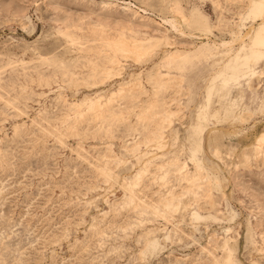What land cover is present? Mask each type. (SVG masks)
Listing matches in <instances>:
<instances>
[{"label":"rangeland","instance_id":"374dc122","mask_svg":"<svg viewBox=\"0 0 264 264\" xmlns=\"http://www.w3.org/2000/svg\"><path fill=\"white\" fill-rule=\"evenodd\" d=\"M258 1L0 0V264H264Z\"/></svg>","mask_w":264,"mask_h":264},{"label":"bare ground","instance_id":"6f19581e","mask_svg":"<svg viewBox=\"0 0 264 264\" xmlns=\"http://www.w3.org/2000/svg\"><path fill=\"white\" fill-rule=\"evenodd\" d=\"M254 6H255V8H257V12H255V15H257V16H259L261 13H262V10L264 11V0H259L257 3H255L254 4ZM264 18V17H263ZM170 25L172 24V23H169ZM173 26V25H172ZM174 27V26H173ZM262 26H261V24H259L258 25V28H257V31L254 33V36H253V38H252V40H251V45H250V49L251 48H254V47H256V46H259V47H264V31H262ZM121 42V41H120ZM122 43V42H121ZM124 43V42H123ZM228 43V42H227ZM223 45H225V43H222L221 44V46H223ZM128 48V47H127ZM243 49V48H242ZM250 57H251V60H253V61H255V60H260V59H263L264 58V51H259V52H252L251 53V55H250ZM135 84V83H134ZM136 87V86H135ZM101 100V99H100ZM111 100V99H110ZM96 102V101H95ZM108 104V103H107ZM94 106H95V104H94ZM149 106H151V105H149ZM222 109V108H221ZM218 110V109H217ZM219 111V110H218ZM142 115V114H141ZM258 140H259V144H260V146L262 145V144H264V134H260L259 136H258ZM147 169V168H146ZM141 174V173H140ZM139 174V175H140ZM142 175H143V173H142ZM163 177H165V176H163ZM163 177L161 178L162 180H164L163 179ZM184 180L186 181V183L187 184H189V185H192L193 183H194V181L196 180V178L195 177H189V178H184ZM195 188V187H194ZM133 193V192H132ZM195 194V193H194ZM169 195H170V199H169V202H168V206L170 205L171 206V209L173 210V211H175V209L177 208L176 206V204L177 203H175V199H174V197H175V195H174V193H172V191L171 192H169ZM195 196V195H194ZM165 198H163V200H164ZM136 201H138V200H136ZM139 202V201H138ZM137 204H140V203H137ZM136 206V205H135ZM167 206V205H166ZM166 206H165V208H166ZM151 208H153V207H151ZM155 208V207H154ZM157 213V212H156Z\"/></svg>","mask_w":264,"mask_h":264}]
</instances>
